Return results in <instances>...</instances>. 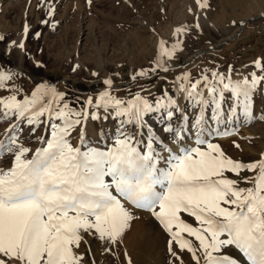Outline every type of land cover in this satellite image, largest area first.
<instances>
[{
  "label": "snow or ice",
  "instance_id": "1",
  "mask_svg": "<svg viewBox=\"0 0 264 264\" xmlns=\"http://www.w3.org/2000/svg\"><path fill=\"white\" fill-rule=\"evenodd\" d=\"M197 3L207 7V0ZM182 31L177 29L178 34ZM159 48L156 67L167 71L164 57L171 59L180 44L168 49L161 41ZM255 67L261 75L254 72L241 82H234L230 71H213L211 79L203 75L195 82L190 75L179 78L184 83L177 91L201 108L194 125L195 146L185 143L189 129L169 125L157 130L149 123L148 117L161 110L172 120L178 105L167 93L155 102L138 94L125 101L111 94L113 82L108 79V89L77 110L64 93L43 83L20 96L19 89L8 87L12 74L0 71V90L11 92L0 98V122H12L0 141V159L11 156V166L0 167V264H85L77 250L88 243L86 237L117 245L137 218L133 210L158 221L170 237L169 252L177 264H184L179 253L185 251L195 264H239L225 252L229 248L247 264H264V156L245 163L212 142L214 134L235 132L217 128L205 138V110L212 106L219 124L226 92L233 98L231 117L242 110L249 121L253 118L254 93L264 86V61H256ZM101 109L103 119L110 114L118 120L117 134L110 144L105 139L102 147L89 146L83 127L89 119L100 120ZM25 124L32 132L43 126L41 147L32 149L21 141ZM128 125L136 132L130 133ZM77 128L80 145L74 146L70 137ZM168 135L175 137L176 149L168 146ZM244 172L254 175L242 176ZM241 181L251 187H241Z\"/></svg>",
  "mask_w": 264,
  "mask_h": 264
},
{
  "label": "rangeland",
  "instance_id": "2",
  "mask_svg": "<svg viewBox=\"0 0 264 264\" xmlns=\"http://www.w3.org/2000/svg\"><path fill=\"white\" fill-rule=\"evenodd\" d=\"M177 29L183 31L178 34ZM0 36V71L12 74L8 87L19 89L20 96L43 83L64 93L71 106L80 110L86 109L89 98L95 102L108 89L104 83L108 79L113 82L111 94L125 101L138 94L155 102L167 93L178 105L172 120L161 110L148 117L149 123L157 130L169 125L176 130L185 127L191 133L185 143L195 146L194 125L201 108L177 91L184 83L179 78L190 75L195 82L203 75L211 79L213 71L224 75L230 71L232 80L241 82L254 72L261 75L255 62L264 61V0H207L204 8L197 0H92L91 4L88 0H0ZM161 41L168 49L180 44L171 59L164 57L167 71L156 67ZM141 71L148 75L140 76ZM10 94L7 89L0 90V98ZM225 97L224 118L219 124L213 119L214 108L205 110V138H209L208 130L217 128L221 133L235 132L214 134L212 142L220 144L234 160L259 161L264 156V86L254 93L250 121L242 110L231 117L233 98L227 92ZM104 115L101 109V119H89L83 127L89 146L102 147L105 139L110 144L117 134L118 120L110 114L105 120ZM11 123L0 122V141L6 139ZM22 127L21 141L32 149L41 147L40 138L46 137L43 126L35 132L26 124ZM127 130L136 132L133 125ZM80 133L77 128L70 137L74 146L80 145ZM102 133L103 137L97 136ZM174 139L168 135L167 144L176 149ZM10 166L11 156L0 159V167ZM241 175L252 177L254 173ZM240 186L251 184L241 181ZM133 211L147 218L137 217L117 245L86 237L88 243L77 250L84 254L85 264H128L129 259L132 264H177L169 252L170 237L158 221L148 212ZM148 218L163 231V241L152 236L155 228L142 232L141 228L149 227ZM185 219L195 224L191 218ZM232 249L226 253L239 264H247L242 254ZM173 250L179 251L175 245ZM181 254L184 264H195L190 253Z\"/></svg>",
  "mask_w": 264,
  "mask_h": 264
},
{
  "label": "bare ground",
  "instance_id": "3",
  "mask_svg": "<svg viewBox=\"0 0 264 264\" xmlns=\"http://www.w3.org/2000/svg\"><path fill=\"white\" fill-rule=\"evenodd\" d=\"M103 132V131H102ZM100 133V132H99ZM103 134V133H102ZM97 136H101V134L100 135H97ZM138 213H142L141 211H137ZM136 217H138L139 219H141V220H144V219H146L147 218V215H144V214H134ZM147 222H148V225H149V227L148 228H141V230H142V232L143 233H147V231L148 230H150V229H156V234L154 233V234H152V236L154 237V238H160L161 240L160 241H163L164 239H165V237H164V233H163V231L158 227V225L156 224V222H154L153 220H151L150 218H148L147 219ZM154 229V230H155ZM226 250H228V249H226ZM226 250H225V252H226ZM233 250V249H232ZM229 251V250H228ZM230 252V251H229ZM187 254L188 252H182V254ZM181 254V255H182ZM183 254V255H184ZM182 255V256H183ZM185 257V256H184Z\"/></svg>",
  "mask_w": 264,
  "mask_h": 264
}]
</instances>
